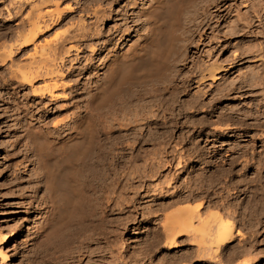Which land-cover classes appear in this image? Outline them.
Masks as SVG:
<instances>
[{"label":"bare ground","instance_id":"obj_1","mask_svg":"<svg viewBox=\"0 0 264 264\" xmlns=\"http://www.w3.org/2000/svg\"><path fill=\"white\" fill-rule=\"evenodd\" d=\"M25 1H28V0H25ZM92 1L96 2V0H92ZM107 1H108L107 3L109 4L107 9L101 10L100 5H97V6H99V8L93 7V8H91L92 10L90 9V11L88 10V7L86 8V10H83L86 7L85 5H89L88 2L86 1L87 4H82L85 7L81 6L83 9L81 7L80 8L78 7V8L85 11V13L88 10L90 12V15L92 14L94 16V18H93L94 20L91 18L92 21L90 20L91 21L90 23L84 24V22L82 20V18H83L82 16H81L82 18L79 16V19H78L77 15L75 17H74V15H73V17L70 16L71 19L77 18L74 21L75 23L77 20L79 21L78 23H80V21H82V23L76 24L74 26L73 30L67 31V34H66L67 36L64 35L65 37H62L63 39H60V41H57V40L53 41V39H51V40L46 39L42 43L34 44V41L38 39L39 35L42 34L48 27L51 26L50 25L51 20H52L51 23L54 25L57 22V19L59 21L60 18H63V19L66 18L67 15L63 14V12L61 10L72 11L71 10L72 5L70 7H67V5H66V7H67L66 10L63 8L60 9V7L58 6L59 1H57V0H34L30 3L31 9H28L30 11H28V13H26L27 18L24 20L23 24L20 27H18L17 32L12 30L13 32H15V33H13V32L12 33L15 34L14 36H16L15 41H17V44L13 45V44H8V43L7 44L2 43L0 45V61H4L7 58L9 59V66H8L9 74L10 75L12 74V76L17 77L19 80H22L27 84H30L31 85V88H30L31 94L36 95L37 97L40 96L42 100H44L47 97L49 98V100H54V99L58 98L59 96L65 97L66 91H68V88H66L62 77L65 74V72L69 69V67L72 66V64H73L72 62L80 61L79 59L81 57L79 55H80V53L82 54V52L84 51L83 48L86 45V43H87V45L85 46L86 48L88 46V48L90 47V49H92V50L95 49V45H94L95 43L93 42L94 40L93 41L91 40L92 43H94V44H92L91 42H87V41H89V39L91 37L95 36V34L98 33V31H99L98 27L101 26L99 24L102 23L100 21L103 20L102 19L103 15H104V17H103L104 22H106L107 20L113 21V18H114L113 16L116 15V11H115V15H114L113 4L116 3L118 5L121 2H123L122 4H124L127 7V9L125 10V14H124L125 18L120 19L121 23L125 20L124 24L122 23V25H117V27H114L115 28L114 34H115V32L117 33V36H118V37L116 36L117 39H114L110 36H107L106 37L107 40L106 41L104 40V44L99 45L98 49L100 50V54H98L99 56H98L97 60L94 61L93 63H90L95 58H92V57L89 58L88 57L87 59H85L86 62L88 61L90 63V65H92L93 71L96 70L95 74H97L98 72L100 74L98 76L94 75L96 77V80L95 79H94L95 81L93 80V82H94V83L92 82L93 85L91 83V85H88L87 87L84 86L85 87L84 93L82 92V94H83L82 98L83 99L81 98V99L77 100L78 102H75L74 105L72 104V107L74 106L73 108H75L73 111H71V109H73L71 106H59V105L53 106L52 105V109L54 107V109L56 110L55 113L57 112L60 115L62 113H64L63 115H65V113H67L65 115L66 120L63 121V123H61L59 125H57L59 123V121L57 120L53 125H51V127H47L46 129H42V128H40V126L39 127L36 126V124L34 123L36 118H33L31 116L29 121H27L25 124L20 126L22 128V132L24 133V137H25V143L24 144L28 146L29 151H30V153H29L30 157L28 158L30 166L25 171L26 174H28L29 176L26 175V177H28L30 180L32 179V181H33L32 183H34V182L36 183L35 187H34V185L33 186L31 185L32 183H30V187H28V188H31V186L34 187L32 189H28V190H31V192H33V193L30 192L31 195L28 196V199H30L28 204H30V202H32V201L36 202V207H35L36 212H37L36 216L38 215V218L33 222V227H32L34 230L33 231L34 235H35L34 241L37 243L36 246L44 249V250L42 249L43 250L42 253L38 252L37 254L38 255L41 254L40 257L41 256L47 257V260L49 257L48 254H50L49 252H51V255H53L52 259L55 256L56 260L58 259L57 258L58 255L64 256V254H67L66 256H69V258H71L74 255L75 257H77V258H73L76 260V262L78 261V258L80 256H86L87 254H90L91 251H93V248L90 247L91 241L92 242H94L93 240L104 241L105 235L109 234L110 230L117 229V225H114V227L111 226L113 221L115 222V220H117V219H115L114 216H113L114 218L111 217L112 219H114L111 222V225L107 224V222H109L111 220V218H110V220L108 221V219L110 217L109 215L111 214V212L112 213L113 212L118 213V214H116V217L118 215L119 218H121V216L122 217L124 216L125 218L127 216H130L131 213L130 214L128 213L129 215H125L126 211H127L126 209H130L131 207L129 208L127 205L130 201H129V197L126 195L127 192L126 191L124 192V190H123L124 186L128 187V191H129V188H132L131 190H134L136 188L135 186H138V184H140L141 182L143 183L144 180H146V181L151 180L152 181V178H154L155 175H157L156 174L157 169L155 168L156 165L154 167V163L152 162V160L154 161V159L157 158V157L155 158L157 153H155L154 148H153L154 150H151L152 148L151 149L149 148L147 150L141 149V150H137L135 152H131L128 154H125L122 152L121 153L115 152V150H113V148H112L113 146L111 147L112 149L110 148L111 144L113 145L115 142H112L113 141L111 139L112 135L110 134L109 130L111 127H114V126H116V127H118V126L128 127V125H131V124L135 125V123H137V122H142L145 126V129H147V127H149L151 121L156 117V114H155L156 110L155 109L152 110L153 109L152 107L157 106L155 104L156 103L155 102L156 101V99H155L156 95L160 94V91L165 90L168 86H171L172 81H174V79H175V76L172 74V72L174 69L176 70V66L174 64L177 63L175 60H178V59L175 58L172 53H175L177 51H181V49H182L181 52H179V53L177 52L179 55H181L180 59H183V57L186 56L183 53L184 52L183 50L184 49L186 50V48H187V45L184 46L185 42L183 44H179L181 46L177 45L179 43V42L177 43V41H181V40L186 41L188 39L190 40V38H189L190 33L189 34L186 33L188 35V37L185 34V36L188 39L186 37H184L186 40L184 38H183L184 40L182 39V37H183L182 35H184V34H181V32H182L181 30H183V28H184L183 27L184 23L182 24V20H184V22L188 20V22L190 23L187 25V27H185L186 28L185 30L188 32L191 30V28L194 29L197 27L198 23L195 24L194 23L195 21H197L200 18H206V17H198V14L201 13L199 11L200 10H202V11L206 10V8L208 6L210 8V5L207 4V2L209 0H107ZM211 1L212 0H210L209 2H211ZM191 2H193V3H191ZM212 2H214V1H212ZM212 2H211V4H212ZM81 3H80V5H81ZM254 3H257V2L255 1ZM46 4L47 5L52 4V5H50L49 7H43L44 5L46 6ZM92 4H94V3H92ZM217 4H219V3H217ZM262 5H264V4H262ZM94 6H95V4H94ZM255 6H257V4H255ZM89 7H90V5H89ZM252 7H253V4H252ZM216 8H217V6H216ZM257 9H259V8H257ZM75 11L78 12L77 9ZM83 11H81V12H83ZM123 11H124V9H123ZM130 11L133 13V15H131V16H130L131 13L129 14ZM239 11L236 12V14H235L236 16H238L240 14ZM255 11H253V12L255 13ZM89 12H87V13H89ZM185 12L188 13L187 20L183 19V17L185 15H187V13H185ZM248 12H247V14H248ZM250 12H251V10H250ZM256 12H257L256 14H258L259 10ZM123 13H121V14H123ZM202 13H201V16H202ZM237 13H239V14H237ZM242 13L244 14L242 16H246L244 12H242ZM203 14H205V13H203ZM207 14L208 13H206V15ZM251 14H253V13L251 12ZM251 14H249V15H251ZM69 15H71V13ZM85 15L86 14H84L83 16L85 17ZM90 15L87 14V16H90ZM206 15H203V16H206ZM209 16H211V15H209ZM24 17H26V15ZM53 17L57 18L56 21ZM233 17L235 19V16H233ZM249 17H251V16H249ZM129 18H131V20L133 21L132 24L137 23V22L139 23V21H140V24L139 25L135 24L134 27H136V28H133L132 26L129 25V23H131V22H128ZM261 18H262V16L260 17V19ZM67 19H69V18H67ZM237 19H235V20L240 21V22L243 21V23L241 25L239 24V26H241L242 31H243V27L245 29V27L250 26V23H252V20L254 18L253 17L251 18L252 19L251 22L246 21L249 19L248 18L246 19L245 17H243L239 20H237ZM203 20H205V19H203ZM229 20H231V19H229ZM54 21H55V23H53ZM65 21L70 22L67 20H63V22H65ZM199 21L201 23L202 19ZM226 23L227 22H225V24ZM230 23H232V22H230ZM230 23H228V24H230ZM233 24L235 25V23H233ZM236 24H237V22H236ZM232 25H231V27H232ZM203 26L201 28H203ZM227 27H228V25H227ZM235 27H234V29H235L234 31L232 29V31H233L231 33L232 35L238 33V31L242 32V31H240L241 28H240V30L237 31V29H236L237 27L236 28ZM253 28H255V27H253ZM253 28H251V29H253ZM262 28H263V30L256 28V30H257L256 34L259 32L258 30H260V31H262V32H260V34L264 35V23L262 24ZM3 29H5V27ZM3 29L0 31V39L2 38V40H3V37H5V35H6V29L7 28L5 30H3ZM9 29L10 28L8 27V30ZM134 29H136V30H134ZM197 30H199V29H197ZM202 31H203V29H202ZM202 31H201V29H200V33H199V31H197L198 32L197 33L198 35L196 36L197 38L201 37V35L203 34V33H201ZM134 32H135V35L133 37H131L132 33H134ZM190 32H192V31H190ZM195 32H196V30L194 31V34H195ZM203 32H205V31H203ZM213 32L211 34H213V36H214L215 33H213ZM224 32L225 31H223V33ZM248 32L251 33L252 30H251V32L250 31H248ZM254 32H255V29L253 30V33ZM9 33H11V32H9ZM12 33H11V35H12ZM216 33H217V31H216ZM218 33L220 34V31ZM223 33L221 32V35H225L223 37L226 38V36H229V33H227L228 35L223 34ZM245 33L244 34L242 33V35H245ZM253 33H252V35H253ZM238 34H240V33H238ZM256 34H254V35L256 36ZM260 34H258V35H260ZM191 35H192V33H191ZM8 36H10V35H8ZM210 36L213 38L212 35H210ZM210 36H209V40L212 39ZM216 36H214V38H213V40H215V41L217 40V38H219ZM207 37H208V35H207ZM230 37H232V36H230ZM238 38H240V36ZM254 39H256V38H254ZM239 40H241V39H238V42H239ZM70 41H73V42L75 41L74 42L75 44H73V42H72V44L71 43L69 44L68 42H70ZM188 41L186 42V44L187 43L189 44ZM192 41L193 40H191V42ZM241 41H243V40H241ZM259 41H260V39H259ZM263 41H260V42L262 43ZM3 42H5V41H3ZM253 42H255V44L257 43L256 40ZM31 43L34 44L33 45V50H35L34 53H36V52H37L36 54H38V52L41 53L40 59L37 58L38 61H33L34 58H32L33 60L27 64H20L18 61L16 62V60H14V58H12V54L19 49L23 50L24 47L28 46ZM197 43H199V41ZM213 43H214V41H213ZM242 43H240V44L243 45ZM259 43H258L259 46L257 45V47L255 48V49H257L256 51H255V49L252 48L253 46L251 45L252 49H249L248 51H249V53H250V50L254 51V53L252 52V54H254V55L251 57L250 56L251 53H250V55H249L250 57H248V58L249 59L250 58L255 59L256 57L258 58L257 62L259 63V65L255 66V68H256L255 73L257 75H255L253 73L251 76L253 77V75H254L255 80L258 79L260 81L259 83H260L262 89L264 90V45L261 43L259 44ZM240 44H238L239 49L241 46ZM249 44H251V43H249ZM194 45H195V47L197 46L196 43ZM253 45H254V43H253ZM235 46L237 47V45H235ZM244 46H246V44ZM81 47H83V48H81ZM184 47H186V48H184ZM236 47H234L232 49L235 50ZM238 47H237V49H238ZM98 49H97V51H98ZM246 49H248V46L246 47ZM240 50H238V51H240ZM73 51H75L74 57L70 58V55L73 54L71 52H73ZM232 52H234V51H232ZM245 53H247V52H245ZM234 54H235V56H237L236 52ZM241 54L243 55L244 51H242ZM172 55H173L174 59H173ZM233 57L234 56H232V58ZM171 58H172V60H171ZM185 58H187V57H184V59ZM35 59H36V57H35ZM225 59H227V58H225ZM235 59H236V57H235ZM218 60H216V61H218ZM181 61L182 60H180L179 62H181ZM212 61L214 62L215 60L213 59ZM219 61H218V63L217 62H214V63L211 62V64H209V65L207 62H205V63L201 62L202 64H204V67H205V64L207 67L205 69H203V67H202L203 65H201V69H198V71L201 73V75L199 76V74H198L197 76H199V77H198V79L196 78L197 82H199L200 79H202V78H209L212 84L215 83V87L217 86V90L215 89V91L218 92L219 94L217 93L216 96H212V97H213V100H215L217 102H221L222 97H224V99H225V97H227L229 95L228 92H230L231 90L233 91L232 87H234V86H232L233 85L232 79H234V77H233L232 79H229V80H231L232 85H228L224 88L221 87L222 89H220V86H221L219 84L220 78L218 79L217 75L218 74L220 75V73H218L219 69H222V68L224 69V67L221 65L224 64L223 61H225V60H223V61L221 60L220 62H222V63H220ZM226 61L228 62L229 60H226ZM239 61L241 62V60H239ZM239 61H237V64ZM66 62H68V64H66ZM183 62L185 63V60ZM183 62H181V63H183ZM234 63H236V62H234ZM67 65H69V66L67 67ZM194 65H198V64H194ZM229 65H231V64H229ZM194 68H196V67H194ZM194 68L190 72H192L194 70ZM198 68H200V67H198ZM252 68H254V67H252ZM83 69L88 70V65H84ZM239 69L242 70L243 68H239ZM251 69H249L250 72L253 71ZM200 70H203V71L201 72ZM249 70H248V72H249ZM230 71L231 70H229L228 72H230ZM196 73H197V71H196ZM237 73H239L242 76L245 75L248 77V75H246L243 72H242L243 73L242 74L241 71H239V70L237 71ZM187 74L190 75V73H188V72H187ZM69 75H70V72H69ZM220 77H222V75ZM38 79H42V84L40 86L34 87V85H32V82L37 81ZM189 79H191V78H189ZM193 79H195V78H193ZM239 79H240V76H239ZM242 79L244 80V79H246V77H244ZM249 79H247V80H249ZM202 80H204V79H202ZM221 80L224 81L223 79H221ZM247 80H245V82ZM187 81L189 82L188 78H187ZM217 81H219V82H217ZM225 81L223 83H225ZM190 82H192V81H190ZM194 82H196V81H194ZM202 82L206 83L205 80ZM211 83H210V85H211ZM223 83H221V84H223ZM240 83H237V84H240ZM237 84L235 85V87L238 86ZM202 85H204V84H202ZM225 85H227V84H225ZM199 87H201V85L198 86L197 90H201V88L199 89ZM238 87H240V86H238ZM59 88H62L63 92L58 93L57 89H59ZM243 88H242V90H243ZM202 90H204V87ZM198 92H200V91H198ZM211 92H214V90ZM205 93H207V92H204V94ZM80 96H81V94H80ZM210 99H212V98H210ZM207 106H210V105H207ZM42 107H43V105H42ZM201 107H203V106L201 105L200 108ZM210 107L214 108L213 105H211ZM229 107L233 108L231 105ZM200 108H198V109H200ZM203 108H201V110ZM46 109H47V107H46ZM234 109H235V107H234ZM229 110H231V109H229ZM46 111L48 113V109ZM46 111H44V112H46ZM237 111H239V109ZM237 111H235V112H237ZM230 112L228 114H225L226 112L224 113V112L219 111V113H218V111L216 112V110H211L208 113V114H210L209 118L204 116V118H202L200 120L198 119L199 121L197 120L198 123L194 122V124H196V126H197V129L199 128V130H200L199 136L202 135V133L205 129H209V127H211V128L216 127L217 129L215 128L212 130L223 132V130H226V129L230 130L231 129V128H227V127H232L234 124L237 125L238 121H236V119L233 120L235 117L233 118V115ZM237 114H239V113H237ZM48 116H46L45 118H43L41 120V122L44 123V125H45V123L48 122V120H47ZM225 117L227 120H230L231 123L225 124L227 121L226 120L224 123L223 119ZM242 117H240V118H242ZM89 118H96L94 120L97 121L96 124H98L97 125V126H99L98 129H100L98 131L99 134L97 133L98 136L95 138V140L92 138L93 132L91 129L92 126L90 125V121H89L91 119H89ZM241 120L243 121L244 119H241ZM241 120L239 119V121H241ZM61 121L62 120H60V122ZM92 121H93V119H92ZM235 125H234V127H236ZM238 125H240V122ZM131 126H129V127H131ZM138 127L141 128L142 125H140ZM222 127L224 129H222ZM112 129L113 128H111V130ZM146 133H148V131H146ZM146 133L144 132V134H146ZM244 133L246 135V132H244ZM107 134L108 135L110 134L111 136L108 137ZM261 134L263 135V133H261ZM147 135H145L147 137L144 140L142 139L143 137L141 139L143 140V142L146 141V143L148 142V143L153 144V142L155 141V138L153 137L152 134H150V132ZM215 135H216V133H214L213 135L207 134V137H209V136L214 137ZM247 135L250 136V133H247ZM251 136L249 137V141L252 142L253 140L251 139ZM112 138L114 139V137H112ZM109 139L112 140L111 141L112 143H110ZM117 139H118V137L116 138V140ZM136 139L137 138H135L134 141H136ZM107 140L109 141L110 146H107L108 145ZM137 140L140 142V139H137ZM214 141H217V138H215ZM90 144L93 145V147H91L92 149H90V146H92ZM235 145L238 146V144H235ZM27 146H26V148H27ZM247 146L249 148V145H247ZM246 147H244L245 151L244 150L242 151L240 149L242 152L240 151L241 153H239L237 155L238 158L243 157V156H244V158H246V156H247L246 154L248 152V150H246ZM89 149H90V151H89ZM138 149H140V148H138ZM163 151H164V149H163ZM191 151H190V149L188 150V152L186 151L187 152L186 155H188V158L192 157ZM156 152H159V150ZM126 155H128V157ZM196 156L198 158L201 157L200 153L197 154ZM125 157H127V158H125ZM181 158H182V156H181ZM141 159H143V161H142L143 164H141L139 166L137 164V161H139ZM199 159H198L197 163H199L201 165L202 162H199ZM234 160L236 163V160H239V159L236 158ZM200 161H201V159H200ZM204 162H206V161H204ZM162 164H164V163H161V165ZM190 165H191V163H189L188 166H190ZM223 169H225V168H223ZM208 171H207V174L202 173V172H199V174H198V172H197V175L194 174L195 176H192L191 175L192 173L189 172L187 174L188 177L186 179V182L184 181L185 182L184 187L181 188L182 192H184V193L180 192V188L176 187V185H174V186L172 185L171 188H166L164 190V193H163L165 195L164 196L162 195V197H163L162 199L167 200L166 202H164V200H163V202L159 203L160 205H158L156 208L150 207V206L145 208L147 210V213H150V212L153 214L154 213L156 214L157 212L161 213V215H157V217H156L157 219L159 218L158 223H159V226L161 228V232H158L155 235L156 237L154 239H152L151 242H149L147 244H143V245L139 244V248L135 247L136 249H133V251H132L134 254L133 253H132V255L129 254L131 256V259L133 257L134 260H136L137 258H140L141 255L147 257L149 255V252H151V249L153 248L152 246L159 244L160 241L163 242L164 247H170L171 246V248H172V246L174 245V248H175V243H176L177 237L183 235L184 240L186 241L187 244H186V248L184 249L183 256L181 255V257H183V259L181 258V260H183L182 264H264V255L263 256L261 255L264 252H263V250L260 251L261 249H264V248H260V250H259V248L257 249L255 247V243H257L256 241H257V237H258V232L260 230L256 231V229H255L256 227H255L254 228L255 231H252L253 230L252 228L255 225H257L258 223L257 224L255 223V225L252 224L253 227L251 228V232L248 235L243 234V233L241 234L240 231H238V229L236 228V226L234 224V220H233L234 219L233 216L236 214V212L238 210L235 207V205L231 204V202L229 200H227V196H225V194H224V192H225L224 189H226L227 187L224 188L223 185H221L223 188L220 186L221 188L215 189L212 192V195H209V193L206 192L207 187H204V186H206L205 184L208 181L218 182V183L222 182L223 183V178H226L228 176L227 169L222 170V168L220 167V169L218 168L217 170H210V173ZM118 172H120L119 173L120 175H118ZM122 174H124L126 181H129V183L126 185H121V182L119 181V179L122 177ZM198 175H199V177H196ZM28 178H27V182L29 180ZM169 181H170V179H169ZM243 183H245V180ZM226 184L227 183H225V186H226ZM142 185L140 184V186H139L141 188V190H142V187H141ZM28 186H29V184H28ZM133 186L135 187L134 189H133ZM127 187H125L124 189H126ZM140 188H139V190H140ZM135 190H137V189H135ZM143 191L146 193V190H143ZM161 191H162V189H161ZM129 192H131V191H129ZM136 192L137 191H135V192L133 191L134 196L138 194ZM26 194H28V193L26 192ZM234 195H235V193H234ZM147 196H148V193H147ZM131 197H130V199H131ZM150 197H152V196H149L148 200ZM133 201H135V199ZM195 201H198V202H195ZM180 202H183V204H185V206L177 205ZM146 205L148 206V204H146ZM175 205L177 207L180 206L182 208H179V207L173 208ZM169 208H171L173 210L170 209L171 212H168V211H167V213L164 212L165 210H168ZM257 209H255L254 211L250 210L251 212L250 213L248 212V213L251 215L254 212H256V213L258 212V215H259V210L257 211ZM260 209H262V208H260ZM262 211H264V209ZM262 211H260V212H262ZM240 212L242 213V210ZM240 212H237L238 213L237 216L239 215ZM147 213H144V214L147 215ZM243 214H244V212H243ZM131 216H132V214H131ZM107 217H108V219H107ZM128 219L130 220L131 218H128ZM254 219H256V218H254ZM121 220H123V219H121ZM121 220L120 219H119V221L117 220L119 225H120ZM132 221H134L133 218H132ZM251 222H252V220H251ZM121 223H123V221H121ZM107 226H108V228H107ZM120 226H118V227H120ZM122 226L126 227V226H124V223ZM0 228H2V227L0 226ZM109 228H112V229H109ZM123 229H125V228H123ZM106 230H108L109 233H106ZM112 231H114V230H112ZM114 232H111V233H114ZM2 233L4 234V232H2ZM2 233H0V257H1V259H7V254L5 252H3L2 248H5V247H3V245H5L9 242L12 235L11 234H10L11 236L10 235H3ZM117 234H119V233H116V235ZM183 236L181 239H183ZM105 239H107V238H105ZM117 239L118 238H116V237L113 238V240L111 239L114 242L113 243V242L109 241V237H108L107 241H109L113 244V246L111 244L110 245L108 244L109 245V246L107 245L108 249L110 248V246H111L110 250L112 249V247H114L113 250H111V251L108 250V251L111 252V256H113L115 260L119 259L122 262L124 261L123 263L126 264L125 262L129 259V258L127 259L126 255H125L126 258L124 257V251H125L124 249H126V247H127L126 243H125L126 239L125 240H123V238H119L118 240ZM236 239H238L237 244H234V241ZM99 243H101V242H99ZM99 243L98 244L96 243V248L98 247V249L101 248L100 246H98ZM179 243H180V239H179ZM165 244L167 246H165ZM177 244H178V242H177ZM104 245L102 243V246H104ZM136 245H138V244H136ZM161 245H162V243H161ZM93 246H95V245H93ZM107 246H106V249H107ZM30 248L33 249V245ZM34 248H35V246H34ZM41 248H40V250H41ZM101 249H105V247L104 248L102 247ZM101 253H104V252H101ZM78 254H79V256H77ZM107 254L109 255V253H107ZM36 255L34 254V256H36ZM101 255H103V254H101ZM259 255H261L262 257H259ZM96 256H99V255H96ZM111 256H109L110 259H111ZM109 257L108 258L106 257L107 260L109 259ZM113 257H112L111 263L112 262L116 263V261H113L114 260ZM135 257H136V259H135ZM59 258L61 259V260L59 259L60 262L62 261V259L64 260L63 257L62 258L59 257ZM81 258H79V260H81ZM103 258H105V257H103ZM142 258H144V257H142ZM73 259H72V262L75 261ZM35 260H37V258ZM56 260H52V261L56 262ZM107 260L105 259V261H107ZM184 260L186 261V263L184 262ZM40 261L41 260H39V262ZM42 261H44L43 263L45 264L46 260L44 259ZM129 261L131 263L130 259H129ZM141 261H142V259H141ZM26 262L28 263V261H26ZM79 262H81V261H79ZM107 262H109V261H107ZM136 262H137V260H136ZM65 263H66V261H65ZM68 263H69V261H68ZM119 263H121V262H119ZM40 264H42V263H40ZM62 264H64V263H62ZM177 264H178V262H177Z\"/></svg>","mask_w":264,"mask_h":264},{"label":"rangeland","instance_id":"obj_2","mask_svg":"<svg viewBox=\"0 0 264 264\" xmlns=\"http://www.w3.org/2000/svg\"><path fill=\"white\" fill-rule=\"evenodd\" d=\"M32 1H34V0H28V1H25V0H0V31L4 27H5V29L7 28L6 29V35H5L6 38L3 37V40H2V38L0 39V45L2 43H5V44L8 43V44H13V45L17 44V41H15L16 36H14L15 34H13V33L17 32L18 27H20L23 24L24 20L27 18L26 13H28V11H30L28 9H31L30 3ZM57 1H59L60 5L58 4V6L60 7V9L63 8L66 10L67 7H70L72 5L71 6L72 11L61 10L63 12V14H66L68 17L66 16L65 19L60 18L59 21L56 17L55 18L53 17L55 19V21L57 19V22L55 23V21H54L53 23H55V24L53 25L51 23L52 22V20H51L50 21L51 26L49 25L50 27H48L42 33L43 35L42 34L39 35L38 39L34 41V44L42 43L46 39L47 40L53 39V41L54 40L60 41V39H63L62 37H65L64 35L67 34V31L73 30L74 26L76 24L82 23V21H80V23H78L79 22L78 20L75 23L74 21L77 18H75V19L72 18L73 19L72 20L70 18V16L73 17V15H74V17H75L77 15L78 19H79V16L80 17L82 16L84 18L83 19L81 17L84 24H87V23H90L92 21V19L94 18V16L92 14L90 15V12H89L91 8H93V7L99 8V6H97V5H100V9L103 10V9H107L109 6V4L107 3L108 2L107 0H96L97 3L95 1L93 2L92 0H90V1L89 0H57ZM86 1L90 5V7H89V5H85L86 7L84 5H82V4H87ZM209 1L207 2V4L210 5V8L208 6L206 8V10H203V11L200 10L199 11V12H201V13L203 12L205 14L202 13V16H201V13H199L200 15L198 14V17H206V18H200L197 21H195L194 22L195 24L198 23L197 24L198 28L197 27L194 29L191 28L190 31H192V32H190V31L187 32L185 30L186 29L185 27H187V25L190 24L187 20L188 13L185 12V13H187V15H185L186 17L184 16L183 19H186L187 21L184 22V20H182V24L184 23V26H183L184 28H183V30H181L182 32L181 31L180 32H181V34H184V35H182L183 36L182 39L186 36L188 37V35L186 33H188V34L190 33L189 34L190 40L186 37L189 41L184 38L186 41H182V40L177 41V43L179 42L177 45L183 44L185 42L184 46L187 45L188 49L186 47H184V48H186V50L184 49L183 53H184V55H186L184 57H187V58L184 59V57H183V59H180L181 55H179L178 53L181 52L182 49H181V51H177L178 53L177 52L172 53L174 55V57L178 59V60H175L177 63H175V64L173 63L176 66V70L174 69L172 72V74L175 76L176 80L174 79V81H172V85H171L172 87L168 86L165 90L160 91V94H157L158 96L156 95V98H155L156 103L155 104L157 106L152 107L153 108L152 110H154V109L156 110L155 111L156 117L151 121L149 127H147V129H145V126L142 122H137V123H135V125L131 124L132 126L131 125H128V127H126V126H124V127L114 126V127H111V128H113L112 130H111V128L109 130L112 137H114V139L111 137V139L113 141L109 139L110 143H112V142H115V143L113 145L111 144V146H110L109 145L110 143L107 140V144H108L107 146H110V148L113 146L112 148H113V150H115V152H119V153L122 152V153L128 154V153L135 152V151L141 150V149H146V150L149 148L150 149L152 148L151 150L155 149V153H157L155 158L157 157L156 158L157 160L154 159V161L152 160V162L154 163V167L156 165L155 168L159 171L158 172L156 170V172H157L156 174L158 176L155 175V177L152 178V181L151 180L150 181L144 180V182H143L144 184L141 182L140 184L141 185L143 184L141 186L142 190L139 187L140 184H138V186H135L136 188L133 186V189L135 188L137 190H135V189L131 190L132 188H129V191H131V192L128 191L127 186H124V188L127 187L126 189L123 188L124 192L126 191L129 194L128 195L126 193V195L129 197V201H130L127 205L129 208L131 207L130 209H126L127 211H126L125 215H129L131 213L132 214V216L130 214L131 217L127 216L128 218H131V219L129 220L127 217L125 218L124 216L123 217L121 216V218H119L118 215H117V217H118L117 218L116 214H118V213H115V212L112 213L111 212V214L109 215L110 216L109 219L107 217L108 221L110 220L111 217L112 218L115 217V219H117L118 221H119V219L120 220L123 219L121 221H123L124 226H126V227L122 226L123 223H121V221H120V225H121L120 226L119 223L117 222V220H115V222H114L113 221L114 219L111 218V220L109 221L110 223L107 222V224L111 225V222L113 221L114 224L112 223L111 226L114 227V225H117V229H112V228H109V229H112L115 232L110 230V233H109V231L106 230V233H109V234L105 235V238H107V239L104 238V241H100V240H98V241L93 240L94 242L91 241L90 247L93 248V251H91V253L87 254L86 256H80L79 258H81V257L82 258L84 257V258L83 259L81 258V260H79V258H78L77 262L75 259H73V258H77L74 255L71 258H69V256H66L67 254H64V256L66 258L63 255L62 256L58 255L59 257L64 258V260L62 259V261L60 262L61 259L57 255H56L58 258L57 260L55 259L56 258L55 256L52 259L53 255H51V252H49L50 254H48V256H49L48 260L49 261L47 260V257H42V256L40 257L41 254L40 255L37 254L38 252L42 253V251L44 249L36 246L37 243L34 241L35 235H34V232H33L34 230L32 227H33V222L38 218V215L36 216L37 212L35 209L36 202L32 201V202H30V204H28L29 200H30V199H28V196H30L31 193H33V192H31V190H28V189L34 188L36 183L35 182L32 183L33 182L32 179L30 180L28 177H26V175L29 176L28 174H26L25 171L30 166V163L28 161L29 160L28 158L30 157V154H29L30 151H29L28 146L24 144L25 143V137H24V133L22 132V128L20 126H22L27 121H29L31 116L33 118H36V120L34 121L36 126H38V127L40 126V128H42V129H46L47 127H51V125H53L57 120L59 121V123L57 125L63 123V121L66 120L65 115L67 113H65V115H63L64 113H62L61 115L57 112L55 113L56 110L54 109V107L52 109V105L53 106H58V105L59 106H71L72 107V104L74 105L75 102H78L77 100L82 98V95H83L82 92L84 93V88H85L84 86L87 87L88 85H91V83L93 82L94 79L96 80L95 76H98L100 73L98 72L97 74H95L96 70L93 71V67H92V65H90V63H93L94 61L97 60V58L99 56L98 54H100V50L98 49L99 45L104 44V40L105 41L107 40V38H106L107 36H110L114 39H117L116 38L117 33L115 32V34H114V31H115L114 27H117V25H122V23L124 24L125 20L121 23L120 19L125 18L124 14H125V10L127 9V7L124 4H122L123 2H121L118 5L116 3H114L113 4L114 15H115V11H116V15L113 16L114 17L113 21H108L106 19L107 21L104 22V18H103L104 15H103V17H102L103 20L100 21L102 23L99 24L101 26L98 27V29H99L98 33L95 34V36L91 37L89 39V41H87V42L92 43V41L94 40L93 42L95 44L94 43H92V44L95 45V49L92 50V49H90V47L88 48V46L86 48L85 46L87 45V43L84 46V48L81 47L84 49V51L82 52L83 55L81 53L79 55L81 57L79 59L80 61H74L75 63L72 62L73 67L72 66L69 67V69H68L69 71L67 70L62 77V79L65 83V86H66V88H68V91H69V92L66 91L65 97L59 96L58 98H56L54 100H49V98L46 96L47 98L42 100L40 96L37 97L36 95L31 94V92H30L31 85L30 84H27L24 81L19 80L17 77L12 76V74L11 75L9 74V71H8L9 59L7 58L4 61H0V226L2 227V228H0V230L2 229L0 231V233L4 232V234L2 233L3 235H10V234L12 235V236L10 235L11 239L9 240V242L7 244L3 245V247H5V248H2L3 252H5L7 254V259H1V257H0V264H40V263L44 264L43 263L44 261H42L44 259L46 260L45 264H51L52 262H53L52 264H60V263L61 264L62 263H64V264H66V263L67 264H76V263L80 264L81 262H82L81 264H107V263L110 264L112 261V257H113V256H111L110 251L113 250L114 247H112V249L110 250L111 246L109 249H108V246L110 244L113 246V244L111 242H113L112 240L115 237L118 239L123 238V240H125V239L127 240V241L125 240L127 247H126V249H124L125 251L123 250L124 251V257L126 255L127 259L129 258L131 260V263H130L129 259L128 260L126 259L127 260V261L125 260L126 264L127 263L133 264L134 262H135L134 264H174V263L177 264V262H178V264L179 263L182 264L183 260H181V258L183 259V257H181V255L183 256L184 249L186 248V244H187L186 241L184 240L183 235L177 237L178 240L176 239L175 248H174V245L172 246V248H171V246L170 247H164L163 242L160 241L159 244H156L157 246L156 245L152 246L153 248L151 249V252H149V255L147 257L141 255L140 258L136 259V257H137L136 256L135 259L137 260V262H136V260H134L133 257L131 259L130 255H132L133 249L139 248V244L143 245V244H147V243L151 242L152 239H154L156 237L155 235L158 232H161V228H160L159 223H158L159 218L158 219L156 218L157 215H161V213L160 212H157L156 214L154 213L155 215L151 212L147 213V210L145 208H147L149 206L156 208L158 205H160L159 203L163 202V200H164V202H166L167 200L162 199L163 198L162 195L164 196L165 195V194H163L164 190L166 188H171L172 185L173 186L176 185V187L180 188V192H182L181 188L184 187V184H185L186 179L188 177L187 174L189 172L192 173L191 174L192 176H195L194 174L197 175V172H198V174H199V172L207 174L208 170H209L208 172L210 173V170H217L218 168L220 169V167L222 168V170L227 169V171H228V176L226 178H223V183L224 182L227 183L226 186H225V183L223 184L222 182H221L222 183L221 184L218 182L208 181L205 184L206 186H204V187H207L206 192L209 193V195H212V192L215 189L222 187L221 185H223L224 188L227 187L226 188L227 190L224 189L225 190L224 194H225V196H227V200H229L231 202V204L235 205V207L238 210L237 212H240L242 210V213L240 212L238 216H237V214H238L237 212L233 216V218H234L233 220H234V224H235L236 228L238 229V231H240L241 234L243 233V234L248 235L251 232V228L253 227L252 224L255 225V223L256 224L258 223L257 225H255L252 228L253 229L252 231H255V229H256V231L260 230L258 232V237H257V241H256L257 243H255V247L257 249L259 248V250H260V248H264V211H262L264 209L263 208L264 207V90L262 89V87L259 83L260 81L258 79L255 80L254 75H253V77L251 76L253 73L255 75H257L255 73V71H256L255 66L259 65V63L257 62L258 58L254 57L256 60L252 59V58H250V59L248 58V57H250V56L252 57L254 55V54H252V52L254 53V51L250 50V53H251V55H250L248 50L252 49V48L255 49L257 47L258 43L260 41L264 40L263 39L264 35L260 34V32H262L260 30L261 29L263 30L262 24L264 23L263 22L264 21V16H263L264 15V5H262V4H264V0H261L262 2L260 0H212V1H214V2L211 1L212 4ZM255 1L257 3H254ZM80 3H81V5H80ZM92 3H94L95 6ZM191 3H193V2H191ZM217 3H219L220 5ZM252 4H253V7L255 6V4H257V6L254 7L255 9L252 7ZM50 5H52V4H49V5L46 4V6L44 5L43 7H49ZM66 5H67V7H66ZM81 6H83L85 8L83 9ZM216 6L218 9L216 8ZM78 7L79 8L81 7L83 10H86V8L88 7L89 11L87 10L85 13V11H83L82 9H79ZM256 7L259 9H257ZM76 9L78 10V12L75 11ZM123 9H124V11H123ZM237 10L238 11L240 10L239 11L240 14L237 13V14H239L238 16L235 15L236 12H238ZM250 10L253 14H251ZM255 10L256 11L259 10V13L256 14L257 12ZM81 11H83V12H81ZM253 11H255V13ZM87 12H89V13H87ZM242 12H244L247 17L242 16V15H244ZM247 12H248V14H247ZM70 13H71V15H69ZM121 13H123V14H121ZM206 13H208V14L206 15ZM84 14H86L85 17L83 16ZM87 14L90 16H87ZM129 14H130V16L133 15V13L131 11L129 12ZM249 14H251V15H249ZM25 15H26V17H24ZM203 15H206V16H203ZM209 15H211V16H209ZM248 15L251 17H249ZM233 16H235V19H237L239 17L237 20H239L243 17H245L246 19L248 18L249 20H246V21H250V22L252 20L251 18L253 17L254 19L252 20V23H250V26H248L250 29L248 27H245V29H244V27H243V31H242V28H241V26H239V24L241 25L243 23V21H241V22L236 21ZM261 16H262V18L260 19ZM67 18H69V19H67ZM228 18L231 20L233 19V20L231 21ZM201 19L203 22L201 21V23H200L199 20H201ZM203 19H205V20H203ZM63 20H67L70 22L65 21L66 22L65 23V22H63ZM128 22H131V23H129V25L132 26L133 28H136V27H134L135 24H138V25L140 24V21H139V23L137 22V23L132 24L133 21L131 20V18H129ZM225 22H227V23L225 24ZM230 22H232V23H230ZM236 22H237V24H236ZM228 23H230V24H228ZM233 23H235V25ZM227 25H228V27H227ZM231 25L233 28L231 27ZM202 26H203V28H201ZM8 27L10 28L9 30H8ZM234 27L237 29V31L240 30V28H241L240 31H242V32L238 31V33H240V34L236 33L237 35L236 34L232 35L231 33L235 30ZM253 27H255V28H253ZM251 28H253V29H251ZM256 28L260 29V30H258L259 32L257 34H256V32H257ZM5 29H3V30H5ZM197 29H199V30H197ZM200 29H201V31L203 29V31H205V32L202 31L201 33H203V34L201 35V37L197 38L196 37L198 35L197 31H199V33H200ZM232 29H233V31H232ZM254 29H255V32L253 33ZM12 30L15 32H13ZM134 30H136V29H134ZM195 30H196V32L194 34ZM251 30H252V32H251ZM216 31H217V33L220 31V34L219 33L217 34ZM223 31H225V32L223 33ZM248 31H250L251 33H249ZM9 32H11V33L13 32L12 35ZM212 32L215 33L214 36L217 35L216 37H219V38H217L216 41L213 40L214 36H213V34H211ZM221 32L223 34H226V35H228L227 33H229V36H226L227 39L225 37H223L225 35H221ZM191 33H192V35H191ZM242 33L243 34L245 33V35H242ZM252 33H253V35H252ZM185 34H186V36H185ZM209 34L212 35L213 38ZM254 34H256V36ZM258 34H260V35H258ZM8 35H10L12 38ZM134 35H135V32L132 33L131 37H133ZM207 35H208V37H207ZM209 36L212 38V39L210 38L211 40H209ZM230 36H232V37H230ZM237 36L238 37L240 36V38H238ZM253 37L256 39H254ZM238 39H241L243 41L239 40V42H238ZM259 39H260V41H259ZM191 40H193V41L191 42ZM255 40L257 42L256 44H255V42H253ZM3 41H5V42H3ZM187 41L189 42V44L188 43L186 44ZM198 41H199V43H197ZM213 41H214V43H213ZM72 42L73 41H70L68 43L72 44ZM74 42H73V44H75ZM236 42L238 44L243 42L242 43L243 45L240 44L241 50L239 49V47H238L239 45ZM263 42L262 43L260 42V43L264 45ZM195 43L197 45L196 47L194 45ZM249 43H251V44H249ZM253 43H254V45H253ZM34 44L31 43L28 46L24 47L25 49L23 48V50L19 49V50L15 51L12 54V58H14V60H16V62L18 61L20 64H27L33 60L32 58H34L33 61H38V59H40V57H41V53L40 52H38V54H36L37 52L34 53L35 52V50H33ZM245 44H246V46H244ZM235 45H237L238 49ZM251 45L253 46L252 48H251ZM179 46H181V45H179ZM247 46H248V49H246ZM234 47H236L235 50L232 49ZM97 49H98V51H97ZM238 50H240V51H238ZM256 50L257 49H255V51ZM232 51H234V52H232ZM242 51H244L243 55L241 54ZM235 52H236L237 56H235V54H234ZM245 52H247V53H245ZM71 53H73V54H71ZM71 53H70L71 54L70 58H73L75 51H73ZM173 55H172V57H173ZM232 56H234L233 57L234 59L232 58ZM35 57H36V59H35ZM88 57L89 58L92 57L95 59L89 63L88 61L87 62L85 61V59H87ZM174 57H173V59H174ZM235 57L237 60L235 59ZM225 58H227V59H225ZM211 59L212 60L214 59L215 60L214 62H217V63L219 60L220 61L225 60V61H223L224 64L221 65L224 67V69L223 68L219 69L218 73H220V75L219 74L217 75V78L218 79L220 78L219 79L220 82L217 81L221 85L220 89H222L228 85H232V84H233L232 86H234V87H232L233 91L231 90L230 92H228L229 95L227 94L228 96L225 97V99H224V97L221 98V102H217V101L213 100V97H212V96H216L218 93L215 91V89L217 90V86L215 87V83L212 84L209 78H202L205 80L206 83L202 82V81H204L202 79H200V81L197 82L198 77L201 75V73L198 71V69H201V65H203L202 66L203 69H205L207 67L206 64L204 67V64H202V63L207 62L208 65L211 64V62L214 63ZM171 60H172V58H171ZM180 60H182L181 62H183L185 60V63L179 62ZM216 60H218V61H216ZM226 60H229L230 62L228 61L229 62L228 63ZM239 60H241V62ZM237 61H239L238 64H237ZM234 62H236V63H234ZM220 63H222V62H220ZM66 64H68V62H66ZM194 64H198V65H194ZM227 64L228 65L231 64L232 66L231 65L228 66ZM84 65H88V70L83 69ZM68 66L69 65H67V67ZM197 66L200 68H198ZM194 67H196V68H194ZM250 67L251 68L254 67V68L251 69ZM193 68H194V70L192 72H190ZM239 68H243V69L241 70ZM249 69L253 70L254 72L253 71L250 72ZM229 70H231V71L228 72ZM238 70L241 71V73L243 72L246 75H248V77L245 75H243V76L240 75L239 74L240 72L237 73ZM248 70H249V72H248ZM196 71H197V73H196ZM200 71L202 72L203 70H200ZM69 72H70V75H69ZM187 72L190 73L191 76L189 74H187ZM198 74H199V76H197ZM221 75H222V77H220ZM239 76H240V79H239ZM233 77H234V79H232ZM244 77H246V79L243 80L242 78H244ZM187 78H188L189 82L190 81H192V82L189 83L187 81ZM189 78H191V79H189ZM193 78H195V79H193ZM221 79H223L224 81L226 80L228 83L226 81H225V83H223L224 81H222ZM229 79H232L233 83ZM247 79H249L250 81ZM245 80H247V81L245 82ZM194 81H196L197 83ZM93 83H92V85H93ZM210 83H211V85H210ZM221 83H223V84H221ZM237 83H240V84H237ZM41 84H42V79H38L37 81L32 82V85H34V87L40 86ZM202 84H204V85H202ZM225 84H227V85H225ZM236 84L240 87H238V86L235 87ZM200 85H201V87H199V89L201 88V90H197L198 86H200ZM203 87H204V90H202ZM242 88H243V90H242ZM62 90H63L62 88L57 89L58 93L63 92ZM213 90H214V92H211ZM198 91H200V92H198ZM204 92H207V93L204 94ZM80 94H81V96H80ZM210 98H212V99H210ZM42 105H43V107H42ZM201 105L203 107L205 106L204 108L201 107V108H203L202 110L200 108ZM207 105H210V106L213 105L214 108H211L210 106H207ZM230 105L233 108H230L229 107ZM46 107L48 109V113L46 111L47 110ZM234 107L236 110L234 109ZM198 108H200V109H198ZM228 108L231 109L232 111L229 110ZM74 109L75 108L71 109V111H73ZM238 109H239V111H237ZM211 110H216V112L218 111V113H219V111L224 112V113L226 112L225 114H228L231 111L230 113L233 115V118L235 117L233 120L236 119V121H238L237 122L238 124L240 122V125H238L236 123L237 125L234 124L236 127H234V125L232 127H227V128H231V129L230 130H228V129L223 130V132L212 130V129H215L216 127L215 128L209 127V129H205L204 130L205 132L203 131L202 135L199 136L200 130H199V128L197 129V126H196V124H194V122L198 123V121L200 119L204 118V116L209 118L210 114H208V113ZM44 111H46V112H44ZM235 111H237V112H235ZM237 113H239V114H237ZM46 116H48L47 117L48 122L45 123V125H44V123H42L41 120L43 118H45ZM240 117H242V118H240ZM89 119H91V120H89ZM89 119L88 120L90 121V125L92 126L91 129L93 132L92 138L95 140V138L99 134L98 131L100 129H98L99 126H97L98 124H96L97 121L94 120L96 118H89ZM92 119H93V121H92ZM224 119H223V121L225 123V121L227 119H226V117ZM239 119L240 120L244 119L245 121L244 120L239 121ZM60 120H62V121L60 122ZM227 121L225 124L231 123L230 120H227ZM140 125H142L141 128L138 127ZM129 126H131V127H129ZM222 129H224V128L222 127ZM146 131H148V133H146ZM144 132L146 134H144ZM149 132L155 138V141L153 142V144L148 143V142L146 143V141L143 142V140L148 136L147 134H149ZM244 132H246V135ZM214 133H216V135L214 137L217 138V141H214L215 138L212 136L207 137V134L213 135ZM247 133H250V136L252 135L251 136V139L253 140L252 142L249 141L250 136L247 135ZM261 133H263V135ZM110 134L109 135L107 134L108 137L111 136ZM145 135H147V136H145ZM115 137L116 138L118 137V139L116 140ZM135 138L140 139V142L137 139H136V141H134ZM235 144H238V146ZM90 145H92V144H90ZM247 145H249V148ZM26 146H27V148H26ZM91 147H93V145L90 146V149H92ZM244 147H246V150H248V152L246 151L247 156H246V158H244V156L240 157L241 158L240 159L237 157V155L244 150ZM138 148H140V149H138ZM90 149H89V151H90ZM163 149H164V151H163ZM189 149H190V151L192 150L191 151L192 157L188 158V155H186V154H187ZM158 150H159V152H156ZM199 153L201 156V157H199L201 159V161L196 156ZM126 156L128 157V155H126ZM181 156H182V158H181ZM127 157H125V158H127ZM236 158L239 160H236V163H235L234 159H236ZM198 159H199V162H202L201 165L199 163H197ZM142 161H143V159L137 161V164L140 166L141 164H143ZM204 161H206V162H204ZM160 162L164 163V164L161 165ZM189 163H191L190 166H188ZM223 168H225V169H223ZM120 172H118V175H120L119 174ZM196 177H199V175ZM27 178L29 179L28 182H27ZM169 179H170V181H169ZM243 179L245 180V183H243L244 182ZM119 181L121 182V185H126L129 183V181H126L124 174H122V177L119 179ZM30 183H32L31 185L32 186L34 185V187L31 186V188H28V187H30ZM28 184H29V186H28ZM138 187L140 188V190ZM161 189H162V191H161ZM143 190H146V193ZM133 191L134 192L137 191L136 193H138V194L134 196ZM26 192L28 194H26ZM130 193L131 194L133 193L132 194L133 196ZM147 193H148V196H147ZM182 193H184V192H182ZM234 193H235V195H234ZM149 196H152V197H150L148 200ZM130 197H131V199H130ZM133 198L135 199V201H133L134 200ZM195 202H198V201H195ZM180 203H178L177 205L185 206V204H183V202H180ZM146 204H148V206ZM180 206H178V207L182 208ZM175 207H177V206L175 205L173 208H175ZM260 208H262V209H260ZM170 209L171 208H169L168 210H165L164 212L167 213V211L171 212V210H173V209H171V210ZM255 209H257V211L259 210V215H258V212L257 213L254 212L253 214H251L252 215L251 216L249 213L252 210L254 211ZM260 211H262V212H260ZM243 212H244V214H243ZM144 213H147V215ZM132 218L134 221H132ZM254 218H256V219H254ZM251 220H252V222H251ZM118 226H120V227H118ZM107 228H108V226H107ZM123 228H125V229H123ZM111 232H114V233H111ZM116 233H119V234L116 235ZM107 236L109 237V241H111V242L107 241L108 240ZM182 236H183V239H181ZM179 239H180V243H179ZM237 240L238 239H236L234 241V244H237ZM99 242H101V243H99ZM177 242H178V244H177ZM96 243L97 244L99 243L98 246H100L101 248L105 247V249H101V248L98 249V247L96 248ZM102 243H103V245L104 244L105 245L102 246ZM161 243H162V245H161ZM136 244H138V245H136ZM32 245H33V249L30 248ZM93 245H95V246H93ZM34 246L36 249L34 248ZM106 246H107V249H106ZM165 246H167V245L165 244ZM40 248H41V250H40ZM108 250H110V251H108ZM262 250L264 252V249H261L260 251H262ZM100 251L104 252V253H101ZM106 252L109 253V255ZM100 253L103 255H101ZM34 254L35 255L37 254L36 255L37 257L34 256ZM96 255H99V256H96ZM261 255L263 256L264 253ZM261 255H259V257H262ZM77 256H79V254ZM109 256H111V259ZM103 257H105V258H103ZM106 257L107 258L109 257L110 260L109 259L107 260ZM142 257H144V258H142ZM36 258H37V260H35ZM72 259L75 260L74 261L75 263L72 262ZM105 259L109 262L105 261ZM113 259H114V257H113ZM141 259H142V261H141ZM39 260H41V261L39 262ZM52 260H56V262H54ZM117 260L114 259L113 261H116V263L112 262L111 264H122L124 262V261L122 262L119 259H117ZM26 261H28V263ZM65 261H66V263H65ZM68 261H69V263H68ZM79 261H81V262H79ZM119 262H121V263H119ZM184 262L186 263L185 260H184Z\"/></svg>","mask_w":264,"mask_h":264}]
</instances>
